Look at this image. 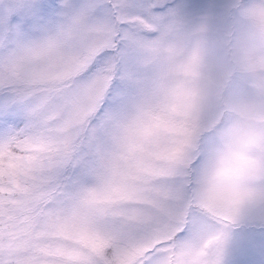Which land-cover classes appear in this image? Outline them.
<instances>
[{
    "label": "snow or ice",
    "instance_id": "snow-or-ice-1",
    "mask_svg": "<svg viewBox=\"0 0 264 264\" xmlns=\"http://www.w3.org/2000/svg\"><path fill=\"white\" fill-rule=\"evenodd\" d=\"M0 264H264V0H0Z\"/></svg>",
    "mask_w": 264,
    "mask_h": 264
}]
</instances>
